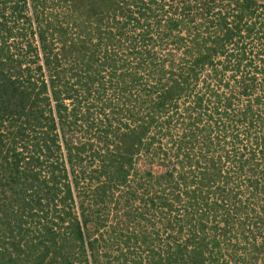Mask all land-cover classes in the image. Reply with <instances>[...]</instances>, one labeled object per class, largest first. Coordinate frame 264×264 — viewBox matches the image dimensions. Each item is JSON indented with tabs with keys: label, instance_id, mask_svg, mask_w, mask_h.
<instances>
[{
	"label": "trees",
	"instance_id": "obj_1",
	"mask_svg": "<svg viewBox=\"0 0 264 264\" xmlns=\"http://www.w3.org/2000/svg\"><path fill=\"white\" fill-rule=\"evenodd\" d=\"M0 264H264V0H0Z\"/></svg>",
	"mask_w": 264,
	"mask_h": 264
}]
</instances>
